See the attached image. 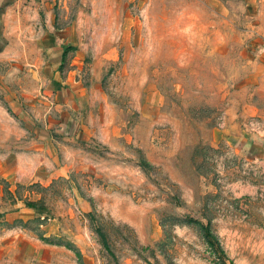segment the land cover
Instances as JSON below:
<instances>
[{
	"label": "rangeland",
	"instance_id": "374dc122",
	"mask_svg": "<svg viewBox=\"0 0 264 264\" xmlns=\"http://www.w3.org/2000/svg\"><path fill=\"white\" fill-rule=\"evenodd\" d=\"M45 1L49 26L36 15L42 0L20 1L3 23L0 158L31 146V126L65 120L42 96L49 36L69 43L58 68L66 91L90 103L73 113L76 134L56 139L57 172L4 193L0 249L22 233L61 243L65 264H264V10ZM28 201L39 210L25 216Z\"/></svg>",
	"mask_w": 264,
	"mask_h": 264
},
{
	"label": "crops",
	"instance_id": "0c3cea01",
	"mask_svg": "<svg viewBox=\"0 0 264 264\" xmlns=\"http://www.w3.org/2000/svg\"><path fill=\"white\" fill-rule=\"evenodd\" d=\"M20 1L22 0H0V47H4L6 45L5 40L8 39L3 23H7L6 17L13 14H11V11L17 8L15 5L19 4ZM42 1L43 3L37 6L36 15L41 17L40 12H42L46 25L49 26V22L52 20V12H49L46 8L49 1ZM242 1L256 14L261 15L263 13L264 0ZM18 9H20V6ZM49 37V41L43 45L47 49L48 57L44 67L45 82L42 87V96L50 100V108L55 112H59V117L60 115L64 116L65 120L55 122L58 118L50 117L49 122H46L45 125L35 124L31 126L34 133L31 146L23 150L14 151L13 154L7 153L0 158V182L2 180V184H0V208L3 205L1 199L6 191L15 193V191H18L19 185L44 181L57 172L62 160L60 159V151L58 145H56V139L73 137L76 134L78 118L73 113L75 111L79 112L83 106L90 103V95H88L87 99L86 91H81L80 89H74L75 91L73 90V92L70 90L66 91L65 88L67 87L64 86L66 81H64L58 68L66 60L69 43L67 41L60 43L56 41V37ZM262 59L264 62V54ZM72 98H75L74 102L78 104L70 107L68 105L69 102L72 104ZM20 210L28 212L25 213V216L33 213L31 207L27 206ZM20 215L23 216L22 214ZM19 236L15 241L9 243L14 245V247L0 249V256H5L10 252L21 259L20 264H48L47 260L55 261L53 262L54 264H65L64 262L59 263L60 261L58 260V256L63 252L61 243H43L34 234L25 235L21 233Z\"/></svg>",
	"mask_w": 264,
	"mask_h": 264
},
{
	"label": "trees",
	"instance_id": "16d2710c",
	"mask_svg": "<svg viewBox=\"0 0 264 264\" xmlns=\"http://www.w3.org/2000/svg\"><path fill=\"white\" fill-rule=\"evenodd\" d=\"M27 205L30 206V207H33L35 209H38L35 201H28ZM96 231H97L98 235L100 236L103 245L107 248L108 247V243H107V239H106L105 233L99 227H96ZM204 235H205L207 241L209 242V244L212 245V247L214 248V251L216 253H218L219 255H221V254L224 255L225 254V251H224L223 247L221 246L220 242L218 241L216 235L211 231V229H210V227L208 225L204 226ZM229 261L231 263H233L231 259H229Z\"/></svg>",
	"mask_w": 264,
	"mask_h": 264
}]
</instances>
